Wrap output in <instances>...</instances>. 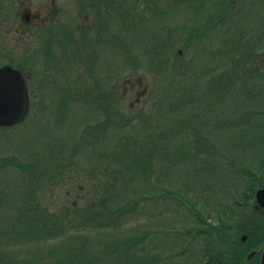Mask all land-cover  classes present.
Segmentation results:
<instances>
[{
    "label": "trees",
    "instance_id": "trees-1",
    "mask_svg": "<svg viewBox=\"0 0 264 264\" xmlns=\"http://www.w3.org/2000/svg\"><path fill=\"white\" fill-rule=\"evenodd\" d=\"M144 1L146 10L139 0H124L122 13L109 16V37L126 54L127 66L139 65L144 55L157 71L171 72L166 117L158 126L141 122L139 129L132 127L123 136L110 138L101 152L96 148L95 130L124 131L133 120L124 119L113 105H99L113 94L95 95L100 82L93 81V93L84 99L92 98L103 119L100 126H86L81 137L88 144L73 145L72 154L87 145L90 178H107L106 185L101 184L83 207L72 204L55 210L42 201L35 187L46 177L62 179L74 159L60 167L40 161L21 164L26 190L11 205L10 214L0 208V264H260L259 256L251 261L247 256L264 243V209L255 200L256 191L264 185V155L259 156L264 151V104L261 109L241 106L245 112L229 142L231 150H242L246 159L250 157L247 161L224 156L223 144H213L210 130L221 136L229 124L225 119L207 118L213 108L222 106L232 86L243 92L241 104L253 99L249 82L251 88L259 89L260 79L247 75L241 79L234 72L231 84L217 77L205 94L187 90L184 67L177 60H166L174 50L167 39L168 11L161 7V0ZM199 1L174 0V8ZM199 11L198 5L191 13L196 17ZM243 63L237 60L236 64ZM64 93V99L71 98ZM62 103L65 106L63 99ZM191 110L196 114L188 115ZM182 132L183 136H177ZM5 160H0V171L9 167ZM220 171L225 182L217 177ZM171 206L177 210L172 222L160 225L152 210L160 207L167 214ZM242 236L247 237L245 242Z\"/></svg>",
    "mask_w": 264,
    "mask_h": 264
},
{
    "label": "rangeland",
    "instance_id": "rangeland-1",
    "mask_svg": "<svg viewBox=\"0 0 264 264\" xmlns=\"http://www.w3.org/2000/svg\"><path fill=\"white\" fill-rule=\"evenodd\" d=\"M4 1L9 12L6 15L3 12L0 13V62L9 61L18 64V61H22L23 57H26L25 53L36 52L44 45H47L45 49L47 51L48 47L52 57L58 55L57 49L59 52L61 50L65 52L66 46L73 39L76 40L75 44L79 53L83 52L86 55L88 52L90 46L87 45L86 38L81 37L82 34L79 30H63L60 43L56 42L54 38L50 39L48 33L44 38L45 43L41 42L43 34H40V29L36 26L29 28L25 34L22 33L24 28L21 23L22 10L25 7H30L32 11L37 14L39 12L46 19L48 12L45 9L49 8L50 0ZM152 1L157 0H151V3ZM172 1L161 0V7L168 11ZM2 2L0 1V5ZM138 3L145 9L146 1L139 0ZM229 3L226 0H216L218 9L207 10L202 18L194 17L191 13L193 8L199 5V2L186 4L182 9H177V18L173 23L175 27L180 26V28L185 27L187 30L197 31L211 16L215 17V22L219 24L220 33L217 38L211 40L198 37L199 33L194 32L195 40L191 46L184 47L179 42L173 43L174 50L171 57L176 58L179 51L183 52L180 59L177 58V63L184 67L183 74H185L187 90L193 91L197 95L205 94L206 88L213 85L217 77H221L222 81L225 80L231 84L229 77L233 76L234 72H237L240 78L243 77L241 79H245L246 75L252 77L253 80L260 79L259 89L251 88L252 85L249 82L248 92L251 91L249 93L253 99L241 104L244 101L243 92L241 93L238 89L235 92L231 85V91L229 90L230 92L219 105L222 106L213 108V112L207 117L209 120H214L216 117L221 120L225 119L229 124L226 127V133L221 136H217L210 130L213 144H223L224 156L247 161L250 157L246 159L247 155L242 150H231L229 142L233 139L232 135L235 136L238 132L237 121L245 112L241 106L253 105L256 109H261L260 107H263L264 104V0H234L233 4ZM41 4L45 5L44 9H38ZM69 14L68 17L66 14L61 17L62 25L67 29L84 23V14L77 17L75 5L72 6V11ZM17 29H19L18 32ZM233 31L236 34V45L232 42L234 41ZM183 32L185 33L184 30ZM62 41H68V44H62ZM107 46H109L107 55L109 60H87V63L85 60H58L59 69L55 61L52 60V65L46 66V76L42 82L44 90L35 110L29 114L24 123L17 127L0 129V160L6 159L5 162H9L7 170L0 171V208L2 211L10 214L11 205L17 204L26 190L23 186L25 173L19 169L21 164L29 165L40 161L44 166L55 167L58 165L60 167L59 164L68 162L71 158L74 159L73 166H69L70 169L65 171L62 179L46 177L35 187V192L43 199L42 201L55 210L72 204L83 207L87 198L98 191L101 184L103 187L106 185L107 178H90L93 171L89 166L91 149L87 145H80L82 148L77 152V155L72 154L73 145L79 142L88 144V139L81 137L86 126H100L103 119V112L93 107L94 104L90 101L92 98L84 99L89 92L93 93L91 91L94 87L93 81L100 82L95 95L113 94V98L109 100L111 102L101 100V103L98 102L99 105H113L118 112L121 111L124 114V119L133 120L130 126L124 128V131L120 129L119 132L111 130L101 133L99 129H96L93 137L96 138V148L101 152L103 148L107 149L104 145L110 141V138L123 136L132 127L139 129L141 122L143 124L149 122L151 126H158V122L166 117V114L163 116V112L167 108L164 104L165 96L167 93L170 94L168 87L170 80L173 79L171 72H168V69H165V72L157 71L144 55H142V60H138L139 65L131 63L127 66L124 61L126 54L124 51L123 54L119 53L121 49L110 41V37ZM63 53L61 55L65 56L66 54ZM239 53L243 54V57L239 56ZM209 57L215 58L208 60ZM237 60H245V63L238 66ZM1 65L3 63H0ZM89 65H91L90 68H88ZM51 67L52 71H48ZM136 78H142L143 84L147 88V95L139 104L131 107L141 89L135 86L133 90H127V93L123 95L125 89L123 82L129 79L134 81ZM58 84L61 86L59 90ZM237 86H240V83ZM64 90L71 96L70 99H64L65 97L61 96V93L66 95ZM258 96L259 100L256 101L255 97L258 98ZM62 99L65 106H63ZM194 110H191L188 115H195L196 111ZM183 134L185 132L178 133L177 136H183ZM138 135H142V132ZM186 135L193 137L187 133ZM53 152L57 155L50 157L49 154ZM263 155L264 151L259 156ZM220 163H224V159L221 157ZM184 173L186 174V171ZM218 174L217 177L221 178V182H225V179L221 177V171ZM231 181L230 177L229 182L231 183ZM78 188L82 190L79 192ZM215 190L218 189L214 188ZM175 211H177L176 208L171 206L168 213L165 214L158 207L153 209L151 214H154L155 220L161 222L160 225H162L172 222Z\"/></svg>",
    "mask_w": 264,
    "mask_h": 264
},
{
    "label": "flooded vegetation",
    "instance_id": "flooded-vegetation-1",
    "mask_svg": "<svg viewBox=\"0 0 264 264\" xmlns=\"http://www.w3.org/2000/svg\"><path fill=\"white\" fill-rule=\"evenodd\" d=\"M0 5V13L3 12L5 15L9 12L4 0ZM118 7H117V5ZM112 4V5H111ZM75 5L76 14L78 16H82L84 14L85 21L83 24H78L76 27L68 28L63 26L61 23V17L63 15H70L69 13L72 11V6ZM174 0L169 5V10L167 13V39L170 45H173L174 42H179L180 44L191 46L195 40L194 32L199 33L198 37L201 38H217L220 33V26L217 22H215V17H211L204 22L203 25L199 27L197 31L187 30L185 27L180 28V26H174V20L176 21V13L177 9L174 8ZM9 6V4H8ZM3 7L6 9H3ZM45 5L41 4L38 9H44ZM122 8H124V0H50L49 8L45 9L48 12V17L43 18L39 12L38 14L32 11L30 7H25L21 13V23L24 27L22 33L25 34L27 30L31 27H39L40 34H43L41 37V42L45 43L44 38L47 37L45 35H49L50 39H53L60 43L61 42V34L63 30H72V31H80L82 34L81 37H85L87 41V45L90 46L88 48V52L83 54V52H78V47L76 46V40L67 42L62 41V44H68L66 46L65 52L61 50L59 52L57 49L58 55H54L51 57L48 47L47 51L44 45L42 49L38 51H32L31 53H25L26 57H23L22 61H18V64H14L9 61H1L0 67L3 66H11L12 68L20 71L25 78L26 81V94H24L27 102L25 103V109L28 108V111L32 112L38 106L40 102V97L43 94L44 84L42 83L45 80L46 76V66L52 65V60L55 61V64L58 65L59 69V61L58 60H109L108 55V43H109V24H110V15H118L122 13ZM216 10L218 9V5L216 4V0H200L199 1V16L202 18L207 10ZM7 12H6V11ZM179 10V9H178ZM212 10V11H213ZM39 11V10H37ZM215 16V15H213ZM171 17V19H169ZM175 18V19H174ZM170 20V23H169ZM115 26V25H114ZM19 29H17L18 32ZM185 31V33L183 32ZM51 33V34H50ZM234 33V41H232L236 45V34ZM231 38V40H232ZM69 39V38H68ZM120 46V45H119ZM232 48V43H231ZM121 47V46H120ZM64 52V53H63ZM61 53L66 54L65 56L61 55ZM119 53L123 54V50L121 49ZM90 54V55H89ZM182 51L178 52L176 58L169 56L166 60H177L180 59ZM79 55V56H78ZM180 55V56H179ZM215 57H209L208 60H212ZM44 62H43V61ZM121 60L123 58L121 57ZM8 62V63H5ZM264 62V59H263ZM48 71H52V67L48 69ZM130 82L126 85L123 95L127 93V90H133L135 86L138 88H142L143 82ZM59 89V88H58ZM146 96V95H145ZM143 95V89H141L136 95V103H140L142 99L145 98Z\"/></svg>",
    "mask_w": 264,
    "mask_h": 264
},
{
    "label": "water",
    "instance_id": "water-1",
    "mask_svg": "<svg viewBox=\"0 0 264 264\" xmlns=\"http://www.w3.org/2000/svg\"><path fill=\"white\" fill-rule=\"evenodd\" d=\"M140 83V78L137 80ZM26 82L20 71L9 66L0 68V126L12 127L25 117ZM258 207L264 209V186L255 194ZM246 241V237L242 238ZM261 251L260 264H264V245L257 252ZM257 252L248 256L251 260Z\"/></svg>",
    "mask_w": 264,
    "mask_h": 264
}]
</instances>
